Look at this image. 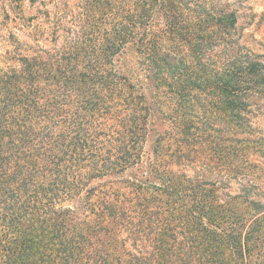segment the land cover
Masks as SVG:
<instances>
[{"label":"trees","instance_id":"obj_1","mask_svg":"<svg viewBox=\"0 0 264 264\" xmlns=\"http://www.w3.org/2000/svg\"><path fill=\"white\" fill-rule=\"evenodd\" d=\"M37 12L2 39L0 264L264 258V57L231 0Z\"/></svg>","mask_w":264,"mask_h":264},{"label":"rangeland","instance_id":"obj_2","mask_svg":"<svg viewBox=\"0 0 264 264\" xmlns=\"http://www.w3.org/2000/svg\"><path fill=\"white\" fill-rule=\"evenodd\" d=\"M66 0H0V53H3L7 48V45H3L2 39L8 38L10 35H21L18 24L23 20H27L30 17L37 14V10L43 7L51 8L55 3ZM233 8L237 12L239 19L237 27V36L240 41L247 48L254 50L255 52L263 55L264 57V0H231ZM261 112L258 111L256 117H254V123L257 130L264 134V103ZM261 163L263 159L259 158ZM200 172L189 171L191 175H198ZM197 177V176H196ZM214 180L227 183L226 189L221 192L223 198L225 194L229 192H238L237 185L234 182H230L229 178L225 174L213 175L211 177ZM230 185V187H229ZM264 229V226H262ZM252 264H263L264 258L262 256L256 257L254 255Z\"/></svg>","mask_w":264,"mask_h":264}]
</instances>
